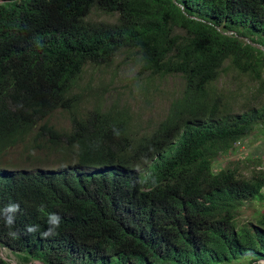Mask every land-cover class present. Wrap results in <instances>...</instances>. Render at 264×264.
<instances>
[{"label":"trees","instance_id":"1","mask_svg":"<svg viewBox=\"0 0 264 264\" xmlns=\"http://www.w3.org/2000/svg\"><path fill=\"white\" fill-rule=\"evenodd\" d=\"M261 47L264 0H0V208L20 205L0 245L23 264H264V166L218 163L264 123ZM117 57L147 101L175 80L161 119L93 84ZM49 213L55 237L25 234Z\"/></svg>","mask_w":264,"mask_h":264},{"label":"rangeland","instance_id":"2","mask_svg":"<svg viewBox=\"0 0 264 264\" xmlns=\"http://www.w3.org/2000/svg\"><path fill=\"white\" fill-rule=\"evenodd\" d=\"M121 59V57H117L108 67H89L86 71H88L94 78L93 84L95 85H99L101 82H110L106 92H103V95L110 94V97L114 99L117 98L123 102L128 101V103L135 108V111H142V118L158 121L167 111L175 80L167 78L162 81L158 89L154 90V93L149 96V101H147L146 97L139 91H136L134 85L131 84L136 74V69L131 68L133 64H124L121 62ZM85 79L86 76L84 81ZM227 81L229 83L224 85L228 88V90L231 91L236 88L239 92L244 90L247 83L245 78L235 79L233 77H228ZM248 85H252V82L247 83V86ZM97 90L101 92V87H98ZM262 99H264V97H262ZM255 100L257 99L252 97V100L249 101V105L259 108L260 103L258 104V100L256 102ZM240 101L244 102L243 96L240 98ZM55 115L56 117H54ZM51 121L59 123V125L63 126L68 125V120L61 111H55ZM37 154V152H34V156ZM37 156L41 157L42 155L38 154ZM248 157L255 158L254 160H257L258 158L264 166V123H258L248 136L242 138L241 144L235 146L230 153L220 156L218 163L220 166H223L236 160H245V158ZM257 209L258 207L253 204L243 207L242 216L249 218L256 213ZM0 257H4L11 264H23L19 260L18 253L2 245H0ZM246 261L247 260L245 258H240L234 261V263H242ZM27 264L41 263L32 260Z\"/></svg>","mask_w":264,"mask_h":264},{"label":"clouds","instance_id":"3","mask_svg":"<svg viewBox=\"0 0 264 264\" xmlns=\"http://www.w3.org/2000/svg\"><path fill=\"white\" fill-rule=\"evenodd\" d=\"M19 211V203L10 202L3 208H0V219H2L5 226L11 228L15 224V214ZM46 224L47 227L43 231L40 230V225L38 224L26 225L24 230L25 234L38 233L42 239L55 237L58 234V229L60 228L61 224L60 215L58 213H49L46 218ZM2 258L5 259L4 257Z\"/></svg>","mask_w":264,"mask_h":264},{"label":"water","instance_id":"4","mask_svg":"<svg viewBox=\"0 0 264 264\" xmlns=\"http://www.w3.org/2000/svg\"><path fill=\"white\" fill-rule=\"evenodd\" d=\"M230 33H231V32H230ZM244 39H245L247 42L251 43L250 40H249L248 38L245 37ZM251 44H255V43H251ZM261 49L264 50L263 47H261Z\"/></svg>","mask_w":264,"mask_h":264}]
</instances>
